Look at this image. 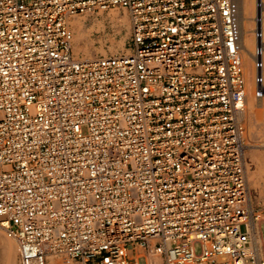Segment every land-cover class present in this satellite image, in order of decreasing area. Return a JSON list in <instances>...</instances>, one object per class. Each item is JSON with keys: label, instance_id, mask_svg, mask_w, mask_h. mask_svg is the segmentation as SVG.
<instances>
[{"label": "built area", "instance_id": "2783aa9c", "mask_svg": "<svg viewBox=\"0 0 264 264\" xmlns=\"http://www.w3.org/2000/svg\"><path fill=\"white\" fill-rule=\"evenodd\" d=\"M110 8L126 51L76 57L71 19ZM237 18L238 0H0V226L19 264H264Z\"/></svg>", "mask_w": 264, "mask_h": 264}, {"label": "rangeland", "instance_id": "374dc122", "mask_svg": "<svg viewBox=\"0 0 264 264\" xmlns=\"http://www.w3.org/2000/svg\"><path fill=\"white\" fill-rule=\"evenodd\" d=\"M115 12L117 14L116 16H114ZM74 17L73 19L75 20H73L72 22L70 21V27L73 32L72 53L76 57L87 58V57H95L100 55L119 54V53H124L126 51L131 36V26H130L128 12L124 8H110L106 10L94 11L89 14H81ZM124 17L126 18L123 22L121 18L124 19ZM76 21L80 23L82 22L81 34L82 32L85 33H83L81 36H80V31H77L76 28L74 29V25H71ZM82 48L83 50L81 51ZM247 119L248 120L246 123V141H247L246 164H247V175L249 177L248 188H250L254 184L253 183L254 179H252L250 174L251 171L258 165L257 160L258 158H260L261 166L260 165L259 166L263 169V171H262V178H260L258 182V186L260 189L261 188L263 189L264 188V149L256 151L254 146L252 145L258 144L262 140L264 141V124L262 125V127L261 125H258L256 122H254V117H252V114L248 112H247ZM254 123L256 125H253ZM255 157H257V160ZM251 201H252V206L259 213L258 223L260 224L261 222H263L261 225V229L264 239V194L263 196L260 197L254 196ZM0 233H2V235H4L6 239H9L12 243V244L9 243L6 239L5 241L0 239V264H19L17 245L15 240L7 232L5 228L3 229L0 227ZM11 247L14 248V258L11 257V253H10ZM195 248L196 250H198L199 245L196 244Z\"/></svg>", "mask_w": 264, "mask_h": 264}, {"label": "bare ground", "instance_id": "6f19581e", "mask_svg": "<svg viewBox=\"0 0 264 264\" xmlns=\"http://www.w3.org/2000/svg\"><path fill=\"white\" fill-rule=\"evenodd\" d=\"M257 2H258V4H260V7L259 6L257 7V5H258V4H256ZM123 12H125V11H123ZM116 15L117 14L115 12L114 16H116ZM74 18H76V17H74ZM125 18L126 17H124V19L121 18L123 20V22H124ZM73 20H75V19L72 18L71 22ZM237 21H238V26H239V30H240L239 52H240V56H241V60H242L245 78H246V110H245L244 114L242 115V118H243V120L245 122V126H246V123L248 120L247 119V112L251 113L252 117H254V122H256L258 125H261V127H262V125L264 124L263 123L264 122V82L262 84V88H263L262 93L259 96H256V94H255L256 85H255V81H254L255 68H254L253 60H254V48H255V44H256L254 31L256 28L257 31H260L261 35H262V37H261V42H262V47H263L262 76H263V80H264V0H238V18H237ZM81 23L76 21L73 24H71V25H74V29L76 28L77 31H80V36L83 33H85V32H82V34H81V30H82ZM125 27H127V26H125ZM87 29H88V27H87ZM76 37H79V36H76ZM257 42H259V41L257 40ZM82 50H83V48L81 49V51ZM83 58H85V57H83ZM87 58H90V57H87ZM253 125H256V124L254 123ZM248 130H249V128H248ZM252 146H254L256 151L263 150L264 149V141L262 140L258 144H254ZM254 154H255V152H254ZM255 158L257 160V157H255ZM260 160L261 159L258 158V160H257L258 165L251 171V174H250L252 179H254V181L252 180L254 184L252 183L253 185L250 188H248L249 196H250L251 200L254 196L260 197V196H263V194H264V190H263L264 188L260 189L258 186V182H259L260 178H262V171H263V169L260 167L261 166ZM246 170H247V164H246ZM248 178L249 177L247 175V180H248ZM0 227L4 229L3 226H0ZM255 232H256V239H258L262 243L261 230H260L258 223H256ZM0 239L5 241L6 237L4 235H2V233H0ZM6 240L9 243H11V241L9 239H6ZM10 253H11V257L14 258V248L11 247Z\"/></svg>", "mask_w": 264, "mask_h": 264}, {"label": "crops", "instance_id": "0c3cea01", "mask_svg": "<svg viewBox=\"0 0 264 264\" xmlns=\"http://www.w3.org/2000/svg\"><path fill=\"white\" fill-rule=\"evenodd\" d=\"M262 223H263V222L260 223V226L262 225ZM258 224H259V223H258ZM260 226H259V227H260ZM260 230H262V229H260ZM261 234H262V232H261ZM261 237H262V239H263V235H262ZM263 246H264V239H263Z\"/></svg>", "mask_w": 264, "mask_h": 264}]
</instances>
